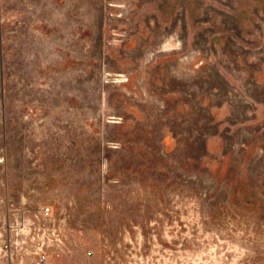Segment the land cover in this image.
<instances>
[{"label": "rangeland", "instance_id": "1", "mask_svg": "<svg viewBox=\"0 0 264 264\" xmlns=\"http://www.w3.org/2000/svg\"><path fill=\"white\" fill-rule=\"evenodd\" d=\"M0 264H264V0H0Z\"/></svg>", "mask_w": 264, "mask_h": 264}, {"label": "built area", "instance_id": "2", "mask_svg": "<svg viewBox=\"0 0 264 264\" xmlns=\"http://www.w3.org/2000/svg\"><path fill=\"white\" fill-rule=\"evenodd\" d=\"M45 211H48V209L46 208Z\"/></svg>", "mask_w": 264, "mask_h": 264}]
</instances>
